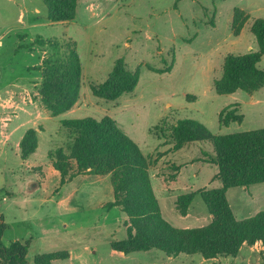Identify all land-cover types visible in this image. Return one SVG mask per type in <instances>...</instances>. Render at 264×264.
Masks as SVG:
<instances>
[{
	"label": "rangeland",
	"instance_id": "1",
	"mask_svg": "<svg viewBox=\"0 0 264 264\" xmlns=\"http://www.w3.org/2000/svg\"><path fill=\"white\" fill-rule=\"evenodd\" d=\"M236 8L247 16L238 35L232 30ZM46 15L44 0H0V215L7 226L2 244L30 241L27 264L36 255L55 253L66 258L52 264H264V244L211 259L113 251L110 241L124 239L127 228L124 213L104 206L113 199L109 175H82L60 186L47 157L66 140L61 119L108 116L153 162L150 176L163 218L178 228L208 223L200 197L187 218L173 201L188 186L221 187L214 180L217 168L202 161L213 154L212 146L195 142L172 151L167 128L180 119L196 120L214 135L264 128V87L218 95L213 86L227 55L257 51L250 28L264 18V0H77L71 22L51 23ZM54 43L59 53L75 43L82 68L73 111L56 117L39 94L41 63ZM116 60L130 71L139 68L136 88L114 101L93 97L90 84L103 82ZM147 65L171 70L156 74ZM258 67L264 70V55ZM222 110L241 114L242 122L221 126ZM160 125L166 139L150 133ZM30 128L39 131L38 148L22 161L16 144ZM226 198L237 219L252 217L264 211V183L228 189Z\"/></svg>",
	"mask_w": 264,
	"mask_h": 264
},
{
	"label": "trees",
	"instance_id": "2",
	"mask_svg": "<svg viewBox=\"0 0 264 264\" xmlns=\"http://www.w3.org/2000/svg\"><path fill=\"white\" fill-rule=\"evenodd\" d=\"M76 1L44 0L47 21H73ZM246 21L247 16L236 8L232 19L234 35L239 34ZM250 32L255 38L257 51L225 57L222 75L213 83L216 94L228 95L236 91L253 93L264 87V70L258 67L264 55V18L256 19ZM53 47V52L41 63L39 94L42 106L56 117L71 110L78 101L82 68L75 43L64 44L62 53L56 51L55 43ZM146 67L156 74L171 70V67ZM139 77V68L130 71L122 60H116L106 79L99 84H90L89 89L93 97L114 101L132 93ZM242 119L241 114L231 110H222L218 114L221 126L241 123ZM59 124L66 132V140L47 155L59 175V185L68 184L82 175H109L113 199L104 206L116 208L126 215L127 235L124 239L110 241L111 250L125 255L158 250L169 257L184 254L211 259L235 257L243 245L264 244V211L237 219L226 198L228 189L264 183V128L214 135L193 119H180L168 126L172 151L195 142H208L212 146L213 154H205L206 158L202 161L217 168L214 178L221 184L217 189H199L177 196L175 208L180 216L188 214L197 196L211 215L207 225L182 229L163 218L150 181L153 162L118 127L116 121L104 116L100 119H61ZM164 132L162 125L150 130L158 140L166 139ZM38 143V130L30 128L23 133L18 144L22 161L28 160L36 152ZM174 169L176 171L179 167L175 166ZM6 228L0 215V264H27L30 241H13L4 246L1 236ZM63 258H66L65 253L39 254L34 257L33 264H52V260Z\"/></svg>",
	"mask_w": 264,
	"mask_h": 264
},
{
	"label": "crops",
	"instance_id": "3",
	"mask_svg": "<svg viewBox=\"0 0 264 264\" xmlns=\"http://www.w3.org/2000/svg\"><path fill=\"white\" fill-rule=\"evenodd\" d=\"M15 84V83H14ZM73 111V109H71V110H69L68 112H66V113H68V114H70L71 112ZM65 114V113H64ZM23 135V134H22ZM22 135H21V137H22ZM20 137V138H21ZM18 144H19V142L16 144V146L18 147ZM189 145V144H188ZM187 146V145H186ZM185 146V147H186ZM184 148V147H183ZM182 148V149H183ZM182 149H180V150H182ZM180 150H178V151H180ZM27 161V160H26ZM207 164V163H206ZM209 165H211V164H209ZM214 166V165H213ZM186 167V166H185ZM184 169H188L187 167L186 168H184ZM193 172V171H192ZM215 176V175H214ZM196 177V176H195ZM214 180H216V179H214ZM150 181H151V176H150ZM151 185H152V187H153V184H152V181H151ZM200 189H202V188H200ZM153 190H154V192H155V189H154V187H153ZM197 190H199V189H197ZM194 191H196L195 189H192L191 187H189L188 186V191L187 192H185V193H183V194H186V193H190V192H194ZM168 193V192H167ZM155 195H157L156 194V192H155ZM178 195H181V194H178ZM177 195V196H178ZM177 196H175L174 197V201H173V204H174V206H175V200H176V198H177ZM157 197V196H156ZM157 200H158V203H159V198L157 197ZM160 206V205H159ZM191 206V205H190ZM190 209V208H189ZM161 210V209H160ZM162 213V212H161ZM207 213H208V211H207ZM189 211H188V214L186 215V216H182V217H184V218H187L188 216H189ZM163 216V215H162ZM210 219H211V215H209V213H208V218H206V220L208 221V223H209V221H210ZM208 223H206V224H202L201 226H204V225H207ZM200 226V227H201ZM182 229H187V228H195V227H192V226H190V225H188V224H185L183 227H181ZM259 244H262V243H255V246H257V245H259ZM263 245V244H262ZM245 247H251V246H247V245H243L242 247H241V249H240V251H242ZM239 251V252H240Z\"/></svg>",
	"mask_w": 264,
	"mask_h": 264
}]
</instances>
